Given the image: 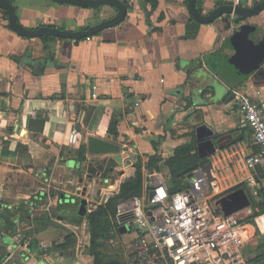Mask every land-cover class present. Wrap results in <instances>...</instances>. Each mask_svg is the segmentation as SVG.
<instances>
[{
  "label": "crops",
  "instance_id": "crops-1",
  "mask_svg": "<svg viewBox=\"0 0 264 264\" xmlns=\"http://www.w3.org/2000/svg\"><path fill=\"white\" fill-rule=\"evenodd\" d=\"M8 1L28 29L48 25L76 32L116 15L108 5L96 10L54 0ZM119 1L126 3L121 23L77 41L20 36L0 9V214L5 206L18 207L43 194L52 209L69 196L84 201L79 188L86 186L89 192L98 174L112 180L105 187L113 184L107 192L116 194L134 172L129 162L143 165L142 195L161 184L167 190L166 159L178 146L193 142L204 161L196 170L216 185L206 192L220 195L219 201L237 190L248 198L249 205L233 213L246 222L244 264H264L252 261L264 254V188L249 185L244 165V158L258 148L251 133L237 126L240 97L249 96L264 110V62L252 67L236 47L238 33L248 26L254 30L247 39L254 45L261 41L264 10L238 25L232 14L205 24L191 17L187 0H157L152 10L147 3L148 16L142 0ZM260 1L196 0V8L208 15L221 5L250 7ZM111 121L115 137L108 130ZM73 131L79 133L76 145L67 140ZM89 135L120 145L121 163L113 156H89ZM154 154L157 169L148 171L145 165ZM256 173L261 177L264 169ZM96 208L85 205L79 224L58 220L57 226L36 233L38 250L19 242L31 226L20 220L21 214L12 233L0 218V255H5L0 264H94L87 215ZM217 212L223 214L220 202ZM118 229L98 241L101 264L126 263L124 237H130ZM68 234L77 238L73 256L47 251Z\"/></svg>",
  "mask_w": 264,
  "mask_h": 264
},
{
  "label": "built area",
  "instance_id": "built-area-1",
  "mask_svg": "<svg viewBox=\"0 0 264 264\" xmlns=\"http://www.w3.org/2000/svg\"><path fill=\"white\" fill-rule=\"evenodd\" d=\"M237 126L251 133L258 148L244 158L249 171L247 181L251 187L264 188V173L261 177L256 173L258 168L264 169V110L249 96L239 98ZM78 136L77 131L71 132L68 143L76 145ZM128 166L135 170L133 162ZM190 174L189 187L184 191L169 196L161 184L152 190L150 200L148 195H140L119 206L112 225L115 230L124 226L130 237L125 264L245 263L246 222L233 214L213 212L205 193L216 185L197 170ZM93 179L96 181L89 192L86 186L79 188V195L89 209L96 208L104 194L111 193L113 188V184L105 187L112 182L110 178L104 180L98 174Z\"/></svg>",
  "mask_w": 264,
  "mask_h": 264
},
{
  "label": "trees",
  "instance_id": "trees-1",
  "mask_svg": "<svg viewBox=\"0 0 264 264\" xmlns=\"http://www.w3.org/2000/svg\"><path fill=\"white\" fill-rule=\"evenodd\" d=\"M126 5L125 2H122ZM149 4L151 10L157 6V0H142L141 7L145 10L146 16L150 11L144 8L145 4ZM96 10L98 7H94ZM55 37H47L44 42L54 40ZM77 41V40H76ZM47 52L51 53L49 48H46ZM116 123L111 121L109 124V132L116 136V129L114 128ZM156 143L152 142V148L155 149ZM78 161H83V157H78ZM159 158L156 154L149 156L148 162L145 165L146 170L152 171L157 169ZM204 161H200L196 153L195 143L183 144L174 149L173 154L169 156L165 164L169 171L168 178V195L171 196L177 192L184 191L189 187L186 181V176L192 173L198 167L202 166ZM114 166L112 163L109 168L104 171V176L108 175L111 168ZM135 170L133 174L123 179L120 184L118 193L107 194L101 200V203L97 208L91 211L87 215L88 228L90 232V244L88 246V253L93 256L94 264H101L98 252V241L103 239H109L113 234L112 220H115L117 210L121 204L127 202L135 196L142 195L143 190V165L137 161L134 163ZM91 168V167H90ZM47 194L38 195L26 203H21L20 206H5V209L0 214L2 224L7 223L10 233L16 229V217L21 214L20 220H28L30 227L22 231L19 242L21 244H28L31 250H38V243L34 239V235L40 231H43L51 226H57L59 222L66 221L73 224H79L84 218L83 214L79 213L80 203L83 201L79 197L69 196L66 199H61L56 208L47 207L46 202ZM252 206L255 204L252 197H250ZM264 212V205L262 211ZM215 213H218L215 211ZM258 213H254V217ZM77 244V238L74 234L66 235L59 243H53L48 252H54L56 254H62L64 256H73ZM39 253H42L39 250ZM4 254L0 255V261L4 259ZM264 260V254L256 255L252 261L260 262Z\"/></svg>",
  "mask_w": 264,
  "mask_h": 264
},
{
  "label": "water",
  "instance_id": "water-1",
  "mask_svg": "<svg viewBox=\"0 0 264 264\" xmlns=\"http://www.w3.org/2000/svg\"><path fill=\"white\" fill-rule=\"evenodd\" d=\"M63 4H74L83 8H94L102 5H108L116 10V15L110 19H107L93 27H90L82 31H66L56 27H50L48 25L38 27L36 29H28L21 25L17 19L14 7L8 0H0V9L4 10L7 14L8 25L18 35L23 37H57V38H69L73 40L82 39L92 36L102 29L112 27L121 23L126 15V6L119 0H54ZM188 9L191 17L201 23L209 24L222 15H234V24L238 25L240 22H247V20L253 16L259 15L264 10V0L250 6L243 7L240 5H221L211 11L208 15H203L197 11L196 0H187ZM254 27L248 26L245 31H240L237 38V49L252 67L257 68L264 62V37L261 41L254 45L252 41L247 39V35ZM211 144V143H209ZM86 148L89 156H113V159L118 163H121V157L119 155L120 145L100 139L94 136H87ZM211 150L214 148L211 145ZM211 152V151H210ZM200 153V152H199ZM201 157V155H200ZM103 161L98 165V169L102 171ZM192 174L187 175V179L191 178ZM153 192L148 194V200L151 199ZM220 206L224 215H232L237 211L247 207L249 205L248 198L242 190H237L229 195L223 197L220 201ZM85 209V201L80 203V213L83 214ZM118 231L120 233L126 232L124 226H121Z\"/></svg>",
  "mask_w": 264,
  "mask_h": 264
},
{
  "label": "rangeland",
  "instance_id": "rangeland-1",
  "mask_svg": "<svg viewBox=\"0 0 264 264\" xmlns=\"http://www.w3.org/2000/svg\"><path fill=\"white\" fill-rule=\"evenodd\" d=\"M206 193H207V196L209 197L208 198L209 199V206H210L211 210L213 212L218 211L220 195H218V194L211 195V192H206ZM124 239L127 243L129 242V240H128L129 238L127 236H125Z\"/></svg>",
  "mask_w": 264,
  "mask_h": 264
}]
</instances>
